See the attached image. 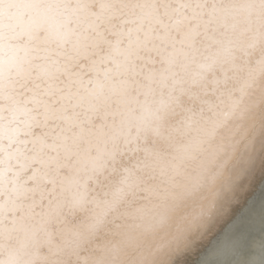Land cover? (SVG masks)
<instances>
[{
    "label": "bare ground",
    "instance_id": "obj_1",
    "mask_svg": "<svg viewBox=\"0 0 264 264\" xmlns=\"http://www.w3.org/2000/svg\"><path fill=\"white\" fill-rule=\"evenodd\" d=\"M214 2L210 17L133 45L106 91L63 69L114 41L32 51L15 91L42 160L15 199L0 197V264H153L172 209L204 192L217 203L235 158L264 152V3ZM30 18L28 0H0V42L23 45ZM259 188L258 172L247 196Z\"/></svg>",
    "mask_w": 264,
    "mask_h": 264
},
{
    "label": "clouds",
    "instance_id": "obj_2",
    "mask_svg": "<svg viewBox=\"0 0 264 264\" xmlns=\"http://www.w3.org/2000/svg\"><path fill=\"white\" fill-rule=\"evenodd\" d=\"M28 4L31 18L23 45L7 37L0 42L4 101L0 104V197L6 201L25 189L27 170L42 160L41 149L26 131L15 91L17 76L35 67L33 50L41 43L52 51L65 45L71 51L85 41H114L105 57L79 66L74 61L63 69L80 89L106 91L119 79L121 57L133 45L210 17L215 8L214 0H28ZM38 33L47 40L36 41ZM121 39L128 42L127 48H119ZM258 172L260 188L247 196V184ZM210 191L220 195L217 203L204 192L172 209L167 240L155 250L153 264H264V152L241 153Z\"/></svg>",
    "mask_w": 264,
    "mask_h": 264
}]
</instances>
